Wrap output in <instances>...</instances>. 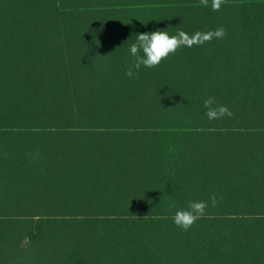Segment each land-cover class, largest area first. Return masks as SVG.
Returning <instances> with one entry per match:
<instances>
[{
    "label": "trees",
    "instance_id": "16d2710c",
    "mask_svg": "<svg viewBox=\"0 0 264 264\" xmlns=\"http://www.w3.org/2000/svg\"><path fill=\"white\" fill-rule=\"evenodd\" d=\"M219 27L125 76L135 34ZM0 264H264V0H0Z\"/></svg>",
    "mask_w": 264,
    "mask_h": 264
},
{
    "label": "clouds",
    "instance_id": "9594fccd",
    "mask_svg": "<svg viewBox=\"0 0 264 264\" xmlns=\"http://www.w3.org/2000/svg\"><path fill=\"white\" fill-rule=\"evenodd\" d=\"M202 2L207 5L208 0H202ZM221 4L222 0H211L212 10L218 11ZM225 36L226 31L223 27L207 32L197 31L191 35L179 29L174 34H170L168 28L166 30L157 28L151 32L135 34V39L127 45L126 52L131 62L124 74L128 78H134L141 68L152 69L159 66L163 60L180 47L191 48L193 45H202L205 41L214 38L219 40ZM213 104L214 98L212 97L203 101V107L206 109L205 115L209 121L218 120L225 115L229 117L232 115L227 106H213ZM211 203L216 204L215 196L211 197ZM207 207V201H189L186 207L175 209L172 216L173 224L183 231H188L198 219L206 214Z\"/></svg>",
    "mask_w": 264,
    "mask_h": 264
}]
</instances>
